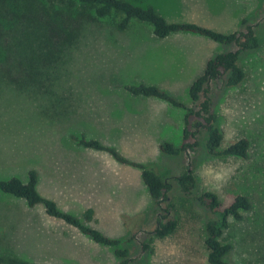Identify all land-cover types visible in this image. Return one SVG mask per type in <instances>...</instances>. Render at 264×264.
<instances>
[{"label":"rangeland","instance_id":"374dc122","mask_svg":"<svg viewBox=\"0 0 264 264\" xmlns=\"http://www.w3.org/2000/svg\"><path fill=\"white\" fill-rule=\"evenodd\" d=\"M131 1L152 4L168 21H192L223 32L253 25L261 45L240 54L245 80L236 87H227L222 79L210 84L223 146L245 137L248 156H211L202 142L178 156L161 152L158 144L163 140L181 144L186 109L124 89L126 83L157 84L187 108L197 109L189 96L191 83L209 57L235 50V45L190 33L156 38L148 24L137 20L119 31L107 18L85 21L57 60L43 65L40 58L35 61L52 76L44 86L34 84L28 72L33 69L31 56L45 51L24 35L0 33V178L16 175L26 182L34 169L42 196L110 238H129L121 247H128L142 264H209L204 226L215 214L195 197L214 191L222 209L243 193L252 207L240 221L230 219L224 236L233 247L226 258L230 264H264V0ZM82 135L167 177L173 183L167 199L154 201L138 168L78 145ZM209 168L213 173L230 171L217 182L206 174ZM186 169L196 181L189 195L172 180ZM87 209L91 218L84 214ZM164 209L177 226L158 238L153 230ZM2 253L53 264L118 261L112 247L47 215L41 204L28 207L24 199L0 192Z\"/></svg>","mask_w":264,"mask_h":264},{"label":"trees","instance_id":"16d2710c","mask_svg":"<svg viewBox=\"0 0 264 264\" xmlns=\"http://www.w3.org/2000/svg\"><path fill=\"white\" fill-rule=\"evenodd\" d=\"M107 18L111 19L113 27L119 31L128 29L132 21L137 20L148 24L156 38H165L174 33H190L220 44L235 45V50L221 51L209 57L205 62L203 73L191 83L189 96L192 101L198 103L197 109L187 108L184 103L157 84L126 83L124 89L134 96L153 97L186 109L181 144L174 145L168 140H163L158 144L161 152L178 156L194 150L202 142L203 149L211 156L223 159L248 156L249 141L245 137L223 146V132L218 124L217 114L213 111L210 84L222 79L227 87H236L245 80L246 71L239 64L240 54L256 50L261 45L259 34L253 25L246 24L243 30L223 32L192 21H168L152 4L141 5L131 0H0V33L9 32L16 38L24 35L26 40L31 39L35 43L40 52L45 51L46 55L38 53L31 56L30 65L34 70L28 72L29 79L34 84L43 86L46 82L52 81V76L39 70L35 61L40 58L43 65L57 60L64 53L67 45L74 41L85 21ZM242 21L245 23V18ZM21 48L26 49L24 45ZM44 75L48 78L46 79ZM191 116H193L192 121L189 120ZM77 144L105 152L119 163L138 168L144 185L157 204L166 200L167 193L172 190L173 183L167 177L137 161L130 160L116 148L105 145L98 139L86 138L82 135L77 140ZM172 180L185 195L191 194L196 185L195 176L190 169L174 176ZM36 185L37 172L34 169L28 171L26 182L16 175L0 178L1 193L24 199L28 207L41 204L47 215L74 227L97 244L112 247L113 254L118 259L117 264H142L132 256L128 247H121L122 244L130 242L129 238H110L98 229L84 225L75 215L60 210L54 200L42 196ZM195 198L203 208L215 214L204 226L203 240L207 251V262L230 264L226 256L233 245L224 235L230 226V219L240 221L244 212L251 209L250 198L246 194L238 193L222 209L219 208L220 199L214 191L205 190ZM164 212L157 218L153 230V234L158 238L172 234L177 226V221L169 217V210L164 209ZM84 214L87 218H91L92 210L87 209ZM0 264L53 263L33 262L2 253Z\"/></svg>","mask_w":264,"mask_h":264},{"label":"clouds","instance_id":"9594fccd","mask_svg":"<svg viewBox=\"0 0 264 264\" xmlns=\"http://www.w3.org/2000/svg\"><path fill=\"white\" fill-rule=\"evenodd\" d=\"M205 171H206V174H212L213 179L215 181L222 182L228 176L230 169H222L219 171H215L214 173H213V170L211 168L206 169Z\"/></svg>","mask_w":264,"mask_h":264}]
</instances>
